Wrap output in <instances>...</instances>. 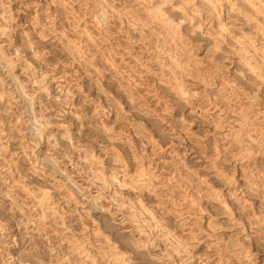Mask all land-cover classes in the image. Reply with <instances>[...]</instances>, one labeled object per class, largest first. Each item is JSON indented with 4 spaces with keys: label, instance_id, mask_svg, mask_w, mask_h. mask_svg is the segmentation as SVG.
I'll return each instance as SVG.
<instances>
[{
    "label": "rangeland",
    "instance_id": "374dc122",
    "mask_svg": "<svg viewBox=\"0 0 264 264\" xmlns=\"http://www.w3.org/2000/svg\"><path fill=\"white\" fill-rule=\"evenodd\" d=\"M0 264H264V0H0Z\"/></svg>",
    "mask_w": 264,
    "mask_h": 264
}]
</instances>
